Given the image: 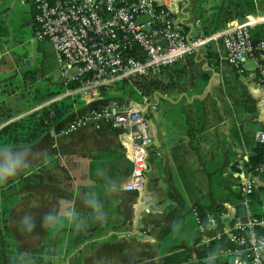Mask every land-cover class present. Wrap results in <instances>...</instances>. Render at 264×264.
<instances>
[{"label": "crops", "instance_id": "obj_1", "mask_svg": "<svg viewBox=\"0 0 264 264\" xmlns=\"http://www.w3.org/2000/svg\"><path fill=\"white\" fill-rule=\"evenodd\" d=\"M226 1L185 0L184 30L189 38L207 37L206 27L196 15L198 3ZM256 1L262 7L237 21L264 29V0ZM18 2L25 6L30 1L0 0V105L10 104L17 111L13 117L21 119L64 98L77 99L72 111L34 144L14 149L0 145V151L30 152L29 165L0 183V198L18 197L4 224L16 238L18 253L38 254L50 226L68 218L83 221L85 228L118 231L84 241L66 256H52L53 264H172L176 256L181 264H229V254L236 249L229 239L232 225L250 216L264 226L263 217H256L264 215V175L248 171L249 157L258 145L255 136L264 132V103L255 89V65L247 68L245 64L243 74L234 72L223 62L221 46L211 43L171 67L175 81L181 76L192 78L188 86L193 84V76L208 79L198 94L187 91L190 87H178V93L152 92L146 98L153 143L145 190L141 195L126 192L123 186L132 165L124 155L120 131L105 121H80L94 108L135 101L126 95L116 98L109 92L112 86L91 100L77 91V84H66L60 71L59 76L55 73L51 44L36 41L30 45L32 7L30 19L28 11H23L24 17L18 20ZM236 88L244 93L228 91ZM247 99L246 110L236 106V101L242 104ZM215 176L219 178L217 188H213ZM244 176L253 184L254 201L243 192ZM89 197L100 203L99 213L87 203ZM244 202L261 203L260 213H254L252 207L251 215L245 213ZM219 206L222 213H217V231L200 233L193 210L215 211ZM49 212L55 218L43 222ZM26 215L32 217L34 227L23 223ZM14 219L20 222L26 239L29 237L31 245L27 243L26 250L14 230Z\"/></svg>", "mask_w": 264, "mask_h": 264}, {"label": "built area", "instance_id": "obj_2", "mask_svg": "<svg viewBox=\"0 0 264 264\" xmlns=\"http://www.w3.org/2000/svg\"><path fill=\"white\" fill-rule=\"evenodd\" d=\"M29 1L34 39L52 45L63 80L77 84V91L91 100L98 99L102 90L118 82L170 69L195 49L212 43L221 46L223 62L234 72L243 74L245 63L253 62L255 89L264 103V40H252L255 23L192 40L184 30L185 0ZM70 71L74 73L69 74ZM148 106L147 99L128 105L107 104L92 109L80 121H105L120 131L124 155L132 164L123 190L139 195L145 190L153 143ZM255 140L264 145V132L258 133ZM252 175H264V162ZM242 183L245 196L252 195L254 187L248 177L244 176ZM193 216L200 233L217 231V213L194 209ZM260 225L250 217L232 225L229 239L236 249L229 254V264H264V237L255 231Z\"/></svg>", "mask_w": 264, "mask_h": 264}, {"label": "trees", "instance_id": "obj_3", "mask_svg": "<svg viewBox=\"0 0 264 264\" xmlns=\"http://www.w3.org/2000/svg\"><path fill=\"white\" fill-rule=\"evenodd\" d=\"M233 1L236 2V5L232 8L229 7V11L230 9H232V12H229V14L235 16V18H232V20H240V18L242 17L244 18L246 16L255 14L260 9V7H262L261 2L258 3L256 0ZM263 30L264 29L258 28L251 29L252 40L254 42L264 40ZM206 36H208L207 33ZM166 76V80L160 79V77H156L155 75H150L148 77H134L133 79H135L134 81L137 83L136 86L138 85L139 87V83H142L150 93L158 92L161 94L178 93L180 92V89H178V87H190L188 88L190 90L187 91L198 94L202 90V88H204L205 83L208 79L206 76H193V84L191 86H188L192 78H185L181 76L180 79L175 81V77L173 74L169 73ZM238 89L239 88H236L235 90L228 89V91L232 93H244L242 90ZM49 96L50 95H46L45 97ZM42 99H44V97H42ZM76 100L77 99L64 98L46 108L41 109L40 111L9 123L0 130V145L2 147L17 148L34 144L41 138L43 134L49 132L53 126L63 120L72 111ZM235 103L236 106L238 105L241 110L244 111L246 110L245 107L247 108L249 104V100L247 99V101H244L242 104H240L239 101H236ZM206 107L208 108L209 106L207 105ZM0 113H2V115H0V125L14 118L10 114L4 113V108L2 105H0ZM251 113L254 114L253 109L251 110ZM263 162L264 145L258 144L255 147L252 155L249 157L248 171L252 174H255V169L259 167ZM212 182L213 188L219 187L218 177L215 176ZM249 199H252L254 201V194L250 195ZM221 210V206H219L215 211L204 210V212L212 214L222 213ZM259 216L261 217V215H256L257 218ZM255 231L260 237H264V226L260 225L255 227ZM17 250L18 246L14 236L7 231V226L4 225L2 228H0V264H53V261L51 259V252L49 251L47 254L38 253L32 256H17ZM172 260L173 259H171L170 263H172Z\"/></svg>", "mask_w": 264, "mask_h": 264}, {"label": "rangeland", "instance_id": "obj_4", "mask_svg": "<svg viewBox=\"0 0 264 264\" xmlns=\"http://www.w3.org/2000/svg\"><path fill=\"white\" fill-rule=\"evenodd\" d=\"M25 4H26L25 6H21L20 3L18 2L16 5L15 16L17 17L18 20L24 17L23 11H28L29 14L27 16V19L31 18V8H30L31 4L30 2H27ZM235 5H236V2L233 0L226 1L225 3H220V2H213L212 4H209V3L205 4L201 2L198 3V6L196 7L198 10L196 11V15L199 18H201L202 20L201 26L206 27V30L204 31L207 33L208 36L215 34V33H221L229 28L238 26L237 24H235V22H238L239 25L243 24V21L240 22L237 20H232V18H235V16L229 14V12L230 13L232 12V9H230L229 11V7L232 8ZM206 33H205V36H206ZM33 35L34 33H32V30L29 29L27 36H28V40H31L30 41L31 46L36 45V40L33 38ZM20 38H23L22 33L20 34ZM28 60H31L30 57L28 58ZM245 64L247 68L253 67V63L250 61H247ZM55 71H56L55 72L56 75L59 76V73H58L59 69L57 65L55 67ZM73 73L74 71L69 72V74H73ZM169 73H171V69L161 71L155 76L160 77V79L166 80L167 78L166 75ZM134 80L135 79L132 78L130 80H124V81L118 82L112 85V89L109 90V92L113 93V96H116V98L119 96L124 97L123 95H126L125 97H130L136 103H142L143 100L146 98L150 99V95L152 93H150L148 89H146L143 86L142 83L141 84L139 83V87L138 85L136 86L137 83ZM3 108H4V113L5 114L8 113L11 116L16 114L17 112L16 110H13L11 108L10 104H7V106L5 105V107ZM0 115H2V113H0ZM0 120H1V116H0ZM17 120L19 119H16L15 117L11 120L10 123L17 121ZM7 124L8 122L0 125V130ZM131 172H132V169H131ZM16 199H18V197L16 196H14L11 199H7V200L0 198V228H2L4 224L6 223V219L10 213V209H12L15 206V204H18L16 202L17 201ZM241 206L245 210V213H249L251 207L254 213H260L259 210H257V208H260L262 204L254 203L253 205H251L250 203L244 202L242 203ZM109 210H110V207H109ZM247 217H250V216H247ZM261 217H263L264 219V215H262ZM14 224L16 225L14 227V230L17 232V236L18 237L20 236L21 239L24 240L23 247L25 249L27 246V243L29 244L28 246L31 245V243L28 242L29 237L26 239L24 232H23L24 231L23 227L20 225V222H17L14 219ZM82 224H83V221L70 220L68 218L56 220L55 223L50 226L49 230L46 231L45 239L43 240L42 246L40 247L38 253L47 254L49 251L52 254L51 257L54 255H58V254H63V256H66L72 253L73 251L77 250L78 248H80V246L82 245V242L84 241L94 240L102 236L106 232L110 233L113 231L114 233H117L118 231L116 228H108V229L85 228L81 226ZM19 255H24V253L19 254L17 250V256ZM28 256H31V255H28ZM172 264H181L180 258L177 257L173 259Z\"/></svg>", "mask_w": 264, "mask_h": 264}, {"label": "clouds", "instance_id": "obj_5", "mask_svg": "<svg viewBox=\"0 0 264 264\" xmlns=\"http://www.w3.org/2000/svg\"><path fill=\"white\" fill-rule=\"evenodd\" d=\"M45 158H46V154H45ZM29 163H30V152L28 149H20L13 152L5 148L2 151H0V183H3L8 179L18 175L29 165ZM87 203L90 206H94L98 213L100 212L101 205L95 198L89 197ZM50 216L55 218L54 214L49 212L43 218V222H47ZM23 223L28 228L34 227V222L30 215H26L23 218Z\"/></svg>", "mask_w": 264, "mask_h": 264}]
</instances>
